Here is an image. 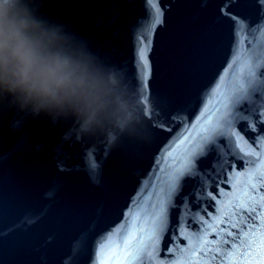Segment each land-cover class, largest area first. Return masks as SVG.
Masks as SVG:
<instances>
[{"label":"water","instance_id":"95a60500","mask_svg":"<svg viewBox=\"0 0 264 264\" xmlns=\"http://www.w3.org/2000/svg\"><path fill=\"white\" fill-rule=\"evenodd\" d=\"M142 93L118 149L0 120V264H261L264 0H46Z\"/></svg>","mask_w":264,"mask_h":264},{"label":"clouds","instance_id":"9594fccd","mask_svg":"<svg viewBox=\"0 0 264 264\" xmlns=\"http://www.w3.org/2000/svg\"><path fill=\"white\" fill-rule=\"evenodd\" d=\"M141 97L119 64L46 0H0V120L13 129L118 149L147 135Z\"/></svg>","mask_w":264,"mask_h":264},{"label":"snow or ice","instance_id":"6c2138e0","mask_svg":"<svg viewBox=\"0 0 264 264\" xmlns=\"http://www.w3.org/2000/svg\"><path fill=\"white\" fill-rule=\"evenodd\" d=\"M241 247L248 250L256 248L262 257L261 264H264V225L261 226L258 235H250L249 237H247V239L242 240ZM130 248H131V243L130 242L126 243L124 249L125 254L123 257L124 259L129 260V264H131V261L137 258V255L140 251L139 248L133 251H128V249Z\"/></svg>","mask_w":264,"mask_h":264}]
</instances>
